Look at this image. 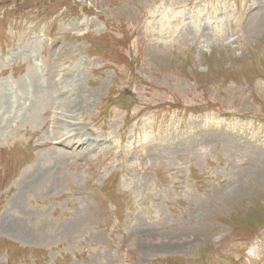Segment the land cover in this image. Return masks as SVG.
I'll return each mask as SVG.
<instances>
[{
	"label": "rangeland",
	"instance_id": "374dc122",
	"mask_svg": "<svg viewBox=\"0 0 264 264\" xmlns=\"http://www.w3.org/2000/svg\"><path fill=\"white\" fill-rule=\"evenodd\" d=\"M15 1L0 0V250L264 264V0Z\"/></svg>",
	"mask_w": 264,
	"mask_h": 264
}]
</instances>
